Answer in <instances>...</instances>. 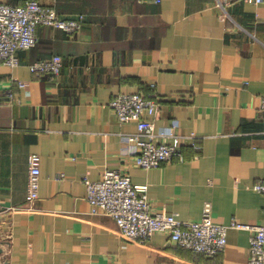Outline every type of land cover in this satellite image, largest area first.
<instances>
[{"label": "crops", "instance_id": "0c3cea01", "mask_svg": "<svg viewBox=\"0 0 264 264\" xmlns=\"http://www.w3.org/2000/svg\"><path fill=\"white\" fill-rule=\"evenodd\" d=\"M24 5L29 0H0ZM64 18L69 35L40 26L37 44L0 62V260L6 264H248L251 232L229 228L224 251L207 257L166 233L123 238L115 219L91 213L84 179L107 169L149 186L154 210L214 222L264 224V2L244 0H38ZM60 55L58 75L36 61ZM20 82H25L21 86ZM154 95L157 128L195 135L184 158L136 164L134 121L120 122V93ZM41 156L37 198L28 203L29 155ZM13 207L14 210L9 208Z\"/></svg>", "mask_w": 264, "mask_h": 264}, {"label": "built area", "instance_id": "2783aa9c", "mask_svg": "<svg viewBox=\"0 0 264 264\" xmlns=\"http://www.w3.org/2000/svg\"><path fill=\"white\" fill-rule=\"evenodd\" d=\"M160 3L161 0H145ZM260 4L264 0H244ZM84 24V17L64 18L50 6L38 0H29L24 5H12L0 1V62L15 67L19 64L17 51L30 49L37 44L38 28L52 27L74 35ZM63 59L60 55L42 59L31 64L38 74L58 75ZM25 86V82H20ZM110 107L120 122L134 121L137 131L126 134L123 139L132 143L136 164L149 169L163 163L184 158L181 145L185 138L195 135L176 134L173 127L157 128L155 117L159 105L154 95L140 92L120 93L110 101ZM260 111L264 118V95ZM41 180V156L29 155V179L26 200L32 203L38 196ZM91 213L113 217L123 238L131 242L146 243L156 233H166L179 246L203 253L207 257L224 251L229 228L248 229L251 232L248 264H264V224L248 225L233 219L229 224L214 222L212 205H204L200 219L182 220L166 208L154 210L148 195L149 186L134 184L131 177L116 169H107L99 180L84 179ZM254 190L264 194V178L254 185ZM14 210L13 207L9 208ZM6 264V260H0Z\"/></svg>", "mask_w": 264, "mask_h": 264}, {"label": "trees", "instance_id": "16d2710c", "mask_svg": "<svg viewBox=\"0 0 264 264\" xmlns=\"http://www.w3.org/2000/svg\"><path fill=\"white\" fill-rule=\"evenodd\" d=\"M84 25V24H83ZM21 50H27V49H19V51H21ZM37 76H41V75H44V74H38V73H35ZM144 96H146V94H144ZM188 250H190V251H192L193 253H195V254H200V255H204L203 253H200V252H195V251H193V250H191V249H188Z\"/></svg>", "mask_w": 264, "mask_h": 264}]
</instances>
